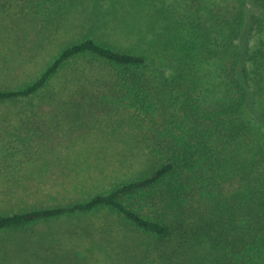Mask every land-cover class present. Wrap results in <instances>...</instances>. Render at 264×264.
Returning a JSON list of instances; mask_svg holds the SVG:
<instances>
[{
  "label": "trees",
  "instance_id": "1",
  "mask_svg": "<svg viewBox=\"0 0 264 264\" xmlns=\"http://www.w3.org/2000/svg\"><path fill=\"white\" fill-rule=\"evenodd\" d=\"M80 2L0 0V43L46 32ZM187 3L177 9L170 0L154 14L163 29L157 46L178 61L167 75L156 74L145 54L90 38L64 47L33 79L0 88V102L33 98L65 65L85 62L70 83L130 110L123 120L132 146L142 139L148 151L131 150V161L143 159L140 171L107 182L103 193L0 214V231L110 209L145 236V248L150 242L140 264H264V0H255L260 10L249 20L243 6L220 17L205 0ZM247 30L256 34L250 49L242 47ZM143 32L156 35L152 24L134 30ZM100 86L109 95L89 91Z\"/></svg>",
  "mask_w": 264,
  "mask_h": 264
},
{
  "label": "rangeland",
  "instance_id": "2",
  "mask_svg": "<svg viewBox=\"0 0 264 264\" xmlns=\"http://www.w3.org/2000/svg\"><path fill=\"white\" fill-rule=\"evenodd\" d=\"M167 1L136 0L132 6V0H82L46 32H33L22 40L5 37L0 43V88L33 79L64 47L90 38L145 54L156 74L167 75L178 61H168L157 46L163 29L154 20L158 7ZM171 1L177 9L191 2ZM205 1L218 8L220 17L243 6L249 20L260 10L255 0ZM149 23L156 35L134 33L146 30ZM255 37L247 30L242 47L252 48ZM84 65L82 61L65 65L48 89L33 98L0 102V214L83 202L107 190L108 183L114 185L140 171L143 159L131 161V150L143 155L148 151L142 139L138 149L132 146V130L123 120L130 110L88 98L80 85L70 83ZM100 87L89 91L101 97L108 94L109 90L103 93L106 86ZM111 93L118 95L115 90ZM17 114H36L39 126L3 128L6 120L15 126L18 120L8 115ZM144 237L110 209L81 213L41 221L18 232L0 231V264H140L145 252L151 256L152 247L150 242L144 247ZM153 248L159 255V249Z\"/></svg>",
  "mask_w": 264,
  "mask_h": 264
},
{
  "label": "crops",
  "instance_id": "3",
  "mask_svg": "<svg viewBox=\"0 0 264 264\" xmlns=\"http://www.w3.org/2000/svg\"><path fill=\"white\" fill-rule=\"evenodd\" d=\"M11 116L12 118H16L18 120L17 124L15 126H9L7 121L10 120H6L5 121V125H3V128H9V129H21V128H37L39 126L38 121L32 116H28V115H8Z\"/></svg>",
  "mask_w": 264,
  "mask_h": 264
}]
</instances>
